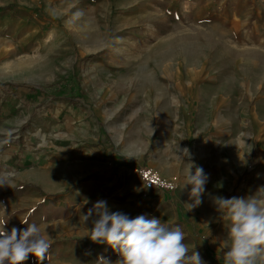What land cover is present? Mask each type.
Returning <instances> with one entry per match:
<instances>
[{"label": "rangeland", "instance_id": "obj_1", "mask_svg": "<svg viewBox=\"0 0 264 264\" xmlns=\"http://www.w3.org/2000/svg\"><path fill=\"white\" fill-rule=\"evenodd\" d=\"M120 68L127 69V81L115 73ZM132 83L139 85L133 90ZM210 92L219 104L200 133ZM157 93L167 96L157 101ZM65 98L73 107L88 100L112 108L104 123L92 120V128L106 132L91 144L102 145L104 164L95 167L84 157L85 140L70 146L66 112L55 113V102ZM2 100L12 106L0 115L23 104L26 118L12 115V132L1 142L12 157L0 167V220L9 232L27 228L25 220L38 225L50 244L43 264L119 259L86 236L92 224L83 215L98 200L130 218L146 214L178 225L189 254L224 264L228 222L214 198H264V0H0ZM197 148L210 154L195 162ZM19 150L27 153L12 155ZM189 164L193 174L202 167L207 175L202 203L191 211L192 186H184ZM140 166L161 174L178 167L180 174L164 175L170 182L179 178L176 191L160 199L147 190L134 172ZM23 264L41 262L29 254Z\"/></svg>", "mask_w": 264, "mask_h": 264}, {"label": "clouds", "instance_id": "obj_2", "mask_svg": "<svg viewBox=\"0 0 264 264\" xmlns=\"http://www.w3.org/2000/svg\"><path fill=\"white\" fill-rule=\"evenodd\" d=\"M183 151L189 154L188 149ZM192 167L188 165L184 184L192 186L191 203H186L188 211L202 203L207 182L203 168L196 167L193 174ZM214 203L217 212H223V220L228 222L224 264H256L258 258L264 261V198L218 196ZM83 217L85 223L91 220L92 224L86 236L95 244L110 246L118 254L114 264H205L199 252L192 250L189 254L185 234L178 225L167 227L160 219L148 218L146 214L130 218L121 211H111L106 200L95 202ZM21 222L27 228L13 227L9 232L7 220H0V264H23L29 254L43 264L50 248L48 240L40 235L38 225ZM96 264H113V261L100 256Z\"/></svg>", "mask_w": 264, "mask_h": 264}, {"label": "crops", "instance_id": "obj_3", "mask_svg": "<svg viewBox=\"0 0 264 264\" xmlns=\"http://www.w3.org/2000/svg\"><path fill=\"white\" fill-rule=\"evenodd\" d=\"M127 13L125 14H122L123 16L127 17V18H131L132 17V13L131 11L132 10H125ZM124 71H127L126 68H120L118 69L115 73H120L119 75H125V72ZM195 73V72H194ZM166 74H169L170 73H166ZM122 76V77H124ZM125 80L127 81V77L125 78ZM161 82L163 83V85L166 86L165 84V81L161 80ZM90 84V82H88L87 84H85V87H87V85ZM126 84L123 83V89H124V85ZM139 85V83H135V84H131V87L132 89L134 90L136 88V86ZM214 87H216V85H214ZM96 89L97 91L100 93L98 94L100 97H103V93L105 92V89L103 88V86L101 85V83H96ZM163 90H166L165 87H162ZM182 90L183 87L179 86L178 90ZM204 93L205 94H208L209 93V90L208 88H204L203 89ZM159 94V93H157ZM156 94V95H157ZM161 95L164 97L166 94H163L161 93ZM167 96V95H166ZM91 97V96H89ZM164 99V98H163ZM161 99V100H163ZM159 100V101H161ZM219 98L217 96V93L216 94H212V92H210V99H209V104H207V106L210 107V115H208V113L206 112H203V114H200V126L197 130V132H200L202 133L204 131V126H205V123L210 120V122L212 123L213 122V112L214 110L218 107V104H219ZM107 100L103 101V103H106ZM8 103L10 102H7L5 100H2L0 101V108H2L3 110L5 109L7 111V109H9V105ZM55 113L57 114L56 116H61L64 112H66V114L64 115V117L68 118L65 123H66V126H67V131H66V136L68 137V140L70 141V146H75L77 145L80 140H85L86 142H88V148L85 149L83 151V155L84 157L87 159L88 158V162L89 163H94L95 167H96V164H104L105 161H104V158L102 156V152H103V147L102 145H99V147H94L92 146L91 144H94L95 140H99L101 141V137L102 139L105 138V135H106V132L104 131L103 135L100 134V131L101 130H98V132L96 131V128H92V120L95 119L97 120L98 122L102 121L104 123V121H106L107 119V115L110 113L111 111V107L107 104V106H101V103L99 102V105L98 107L96 108L95 106H92V103H89L88 100H86V104L84 103L83 106H80V107H73L72 105L69 104L68 100L65 98V99H62L60 101H57L55 102ZM11 104V103H10ZM12 106V104H11ZM226 106H229L228 103ZM15 107H17V111L13 114H10L7 115V114H2L0 115V146H1V142H4L8 137H9V134L12 132V128H11V116L13 115L14 116V119L18 116H23V119L26 118V116H24L22 110L24 107L23 104H17L15 105ZM156 108H158V105H156ZM19 109L21 111H19ZM98 110V112L96 111ZM22 112V114H21ZM149 117H151L152 121L156 120L157 119V114L154 113L152 114V112H150V114H148ZM75 119L77 120V124L74 125L75 123ZM166 120H168L167 118H165ZM73 125V127H72ZM244 127H245V123H243ZM57 127L59 128L60 126L57 124ZM11 129V130H10ZM75 129L78 131V133H74ZM93 129V130H92ZM60 130V129H59ZM218 130V129H216ZM225 131H228V133L231 132L230 130V126H226L224 128ZM263 131H264V128H263ZM199 133V134H200ZM244 135H245V132H244ZM247 138L250 137V134L247 132L246 135H245ZM65 137V135H64ZM60 138V136L58 137ZM11 147L9 144H6V148L3 149V150H0V167L1 165H6L7 162H9V160L11 159ZM15 149V148H14ZM28 150V148H27ZM203 152H199L198 153V148L195 152H193V156L194 158L196 159L195 162H198V154H210V152H208V149H203L202 150ZM21 153H24L26 154V150L21 152L20 150L18 152H15L13 153L12 155H15V154H21ZM29 153V151H28ZM230 154H232L231 152H229ZM75 155V153H74ZM81 155V154H79ZM28 156V154H27ZM77 156V155H75ZM203 156V155H201ZM204 163H215V166H218V165H221L222 164V161L220 160H217V161H212V159L210 158H206L204 160ZM198 164V163H197ZM226 164L227 166H233L234 164V159L232 157H230L229 155V158L226 159ZM176 172H178L177 174H180V169L176 166H173L171 168V173L170 174H175ZM264 174V172H263ZM262 186H264V178L262 180ZM153 191H156V194H158V197L161 199V198H167V194L164 192V191H161V190H155L153 189ZM259 260V258L257 259Z\"/></svg>", "mask_w": 264, "mask_h": 264}, {"label": "built area", "instance_id": "obj_4", "mask_svg": "<svg viewBox=\"0 0 264 264\" xmlns=\"http://www.w3.org/2000/svg\"><path fill=\"white\" fill-rule=\"evenodd\" d=\"M135 174L139 176L144 187L147 190H161L168 193H173L178 187L179 181L170 182L164 178H159L157 172L151 170L150 167H137L134 169ZM154 172V173H153ZM178 182V183H177Z\"/></svg>", "mask_w": 264, "mask_h": 264}, {"label": "bare ground", "instance_id": "obj_5", "mask_svg": "<svg viewBox=\"0 0 264 264\" xmlns=\"http://www.w3.org/2000/svg\"><path fill=\"white\" fill-rule=\"evenodd\" d=\"M166 41H168V39L166 40ZM167 64V63H166ZM167 65H169V64H167ZM157 96V101H159V100H161V99H163L164 97L161 95V93H159V94H157L156 95ZM156 98V97H155ZM151 168V167H150ZM167 169H165L164 170V172L161 174L158 170H156V169H154V168H151V170H153V171H155V172H157V175H158V177L159 178H164V175H171L170 173H171V168H168V167H166ZM154 173V172H153ZM177 181H179V178H177ZM178 183V182H177Z\"/></svg>", "mask_w": 264, "mask_h": 264}]
</instances>
